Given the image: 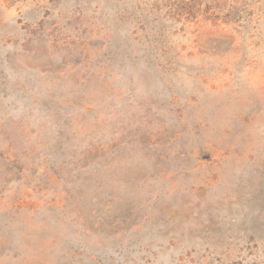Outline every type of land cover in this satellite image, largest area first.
I'll return each instance as SVG.
<instances>
[{"label": "rangeland", "instance_id": "obj_1", "mask_svg": "<svg viewBox=\"0 0 264 264\" xmlns=\"http://www.w3.org/2000/svg\"><path fill=\"white\" fill-rule=\"evenodd\" d=\"M0 236V264H264V0H0Z\"/></svg>", "mask_w": 264, "mask_h": 264}, {"label": "trees", "instance_id": "obj_2", "mask_svg": "<svg viewBox=\"0 0 264 264\" xmlns=\"http://www.w3.org/2000/svg\"><path fill=\"white\" fill-rule=\"evenodd\" d=\"M225 6L226 4L224 5V7ZM108 152L110 151L107 147H105L104 145H98L97 147H93L89 151L87 150V152L83 154L82 157L86 159L88 155L90 156V154L93 153L95 155L94 167L106 168L108 165V157L110 155ZM81 167L84 168L85 166H81ZM51 242H53V239H51ZM13 249H14L13 243L12 244L5 243L4 241H2L0 236V261H7L8 259H17L18 255L16 254V252H13ZM33 254L34 255L31 256V260H30L32 264H47L45 262L46 254L39 251H33ZM58 264H62V263H58Z\"/></svg>", "mask_w": 264, "mask_h": 264}]
</instances>
